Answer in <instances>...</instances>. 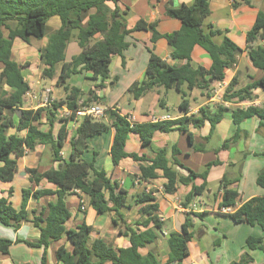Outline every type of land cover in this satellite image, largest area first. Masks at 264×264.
Wrapping results in <instances>:
<instances>
[{"label": "trees", "instance_id": "1", "mask_svg": "<svg viewBox=\"0 0 264 264\" xmlns=\"http://www.w3.org/2000/svg\"><path fill=\"white\" fill-rule=\"evenodd\" d=\"M113 3L112 9L108 3ZM120 0H0V182L11 183L18 171V159L24 157L27 150L34 151L38 146H44L51 152L52 163L62 162L59 169H50L41 173L38 169H28L31 182L38 187L42 181L57 187L56 190L38 188L35 191L25 189L22 193V205L16 210L9 197H0V224L18 231L23 223L30 221L28 204L32 199L37 201L46 197H55L38 217L32 222L40 230V237L34 242H24L29 247L43 249L41 264H48V249L52 242L66 239L72 249L61 247L56 257L62 264H160L153 253L144 257L139 250L154 243L158 232H162L163 222L157 216L160 209L154 192H143L133 197L134 203L140 205V212L148 219L142 225L143 232L131 230V247L115 249L103 239L91 242L93 228L83 224L77 229H69L67 224L72 214L67 206V197L71 195H86L90 198V206L99 215L118 213L127 207L128 192L124 191L118 182L112 181L104 169L96 167L95 158L91 161L84 159L89 149L90 140L96 136L107 134L114 129V141L111 156L115 166L124 159H132L139 165L138 182L152 183L163 178L164 192L176 194L180 186L192 187L185 198L184 205H189L196 197H203L208 192V177L214 167L221 166L219 158L206 164L202 172H196L183 165L177 158L180 150L174 147L172 156L167 148L152 149L156 133H187L189 142L194 146V137L188 131L189 126L201 129L210 123V136L214 134L216 126L223 120L226 112L232 113L233 121L238 130L234 136H240L239 126L250 119L257 118L260 129L264 130V107L250 106L228 108L225 104L251 102L256 99L253 91L264 89V78L254 81L247 87L236 90L238 79L234 78L224 92L221 104L213 111L210 106H204L197 115H190L189 93L201 90L208 100L214 96L213 85L226 80V71L235 68L243 50L231 40L227 34L211 26L206 31L205 21L211 15L210 0H194L193 5H181L169 8L168 16L178 19L183 29L172 34L161 35L157 24H148L140 20L133 28H128V11L119 7ZM58 17L61 27L48 35V22ZM264 29V12L258 16L256 25L247 37L248 44L255 42L260 36V29ZM146 31L152 33V46L149 48L150 60L144 80L133 84L129 92L135 100H140L147 93L156 88L165 90L175 89L181 96L179 106L184 116L177 120H164L153 123H134L129 115L121 114L120 110L108 108L106 120L97 121L89 117L79 118L77 110L91 102L101 104L96 96L88 101H82L80 89H70L67 86L73 76L91 73L94 79L106 81L110 77V66L115 56L125 59L124 53L129 49L127 38L134 32ZM264 37V33L262 34ZM48 38L47 45L39 50L42 68V79H57L58 86H63L67 92L66 99L55 101L47 107L25 109L26 98L31 92V86L23 73L27 66L13 59L14 42L22 40L31 44L33 39ZM166 39L173 48V57L186 61L182 66H173L158 57L153 46L160 39ZM221 39L219 43L217 40ZM77 41L81 53L66 62V51L72 41ZM198 45L208 52L213 60L210 69L202 66L194 68L191 64L192 51ZM248 56L257 69L264 72V45L252 46ZM62 66L60 73L58 67ZM92 93V92H91ZM65 106L72 114L65 119L57 137L53 127L58 121V111ZM159 107H166L165 99L161 98ZM21 112V115H19ZM168 115V114H167ZM46 119L51 130L43 131L41 126ZM78 122L75 132L69 136L68 123ZM131 135L139 137L143 149H149L150 155L128 153L126 144ZM210 136L205 138L210 140ZM231 140L224 142L227 147ZM69 143V144H68ZM69 145L70 153L63 158L61 153ZM198 152L203 149L197 147ZM220 151L217 150L216 154ZM263 155V154H255ZM179 169L185 171L181 172ZM197 180H202L200 186ZM257 184L264 189V169L260 172ZM232 182L224 176L220 182L215 200L219 201V208H233L235 211L227 217L236 224L259 226L263 237H251L247 245L251 249L264 252V195L255 197L237 207L239 193L229 188ZM79 191L81 194H79ZM202 217L203 215H198ZM154 228H149L150 223ZM116 224V221H114ZM194 227L187 218L181 233H171L168 239L170 263H183L189 256L188 245L193 239L189 230ZM13 241L0 237V252L10 254Z\"/></svg>", "mask_w": 264, "mask_h": 264}, {"label": "crops", "instance_id": "2", "mask_svg": "<svg viewBox=\"0 0 264 264\" xmlns=\"http://www.w3.org/2000/svg\"><path fill=\"white\" fill-rule=\"evenodd\" d=\"M194 0H120L119 7L128 11L127 26L133 28L137 22L143 20L148 24H157V30L161 35L172 34L183 29L180 20L168 16L169 8L180 7L181 5L191 6ZM114 9L113 3H108ZM211 15L205 21L204 29L211 26L219 29L227 34L239 48L243 50L239 57V62L233 69L226 71V80L223 83L213 85V98L208 100L201 90L191 92L190 115H197L199 110L204 106H210L215 111L220 105L224 92L234 78L238 79L235 89L239 90L247 87L254 81L264 78V72L257 69L252 64L248 52L252 46L264 45V29H260V36L252 44H248V33L258 25V16L260 12H264V0H210ZM61 27V20L58 17L52 18L48 22V35L57 31ZM152 33L146 31H137L132 33L128 38L130 43L129 49L124 53V57L115 56L110 66V77L106 81L94 79L91 73H83L89 82L87 89L84 84L74 83L73 79L69 80L67 86L70 89H80L82 92V101H88L96 96L100 99L101 105L105 108L117 107L121 114L129 115L134 123H153L157 122L155 118H161L167 114L172 120L180 119L184 113L180 112L179 107L176 113L172 112L169 105V91L164 88H156L155 90L144 95L140 100H135L134 96L129 92V88L138 82L144 80L146 70L150 60L149 48L152 46ZM34 41L40 43L33 47ZM219 43L221 39L217 40ZM24 43L20 39L14 42V50L17 44ZM48 43V38L42 40L31 41V44H25L23 50L31 47L34 51L35 61L27 63L23 73L26 80L31 86V91L35 92L39 97L37 100L26 98L25 109H38L50 105L41 102L44 90L52 91L51 98L55 101H63L70 92H67L63 86H58L57 79H42V68L39 57V50L44 48ZM154 53L173 66H182L186 61H180L173 57V48L168 44L167 40L162 38L153 46ZM81 53V48L77 41H72L66 51V62H71L73 57ZM27 59L22 57L19 59ZM14 59V57H13ZM28 60V59H27ZM20 63V61H18ZM191 64L194 68L204 67L210 69L213 60L206 50L196 45L192 51ZM62 66L58 67L60 73ZM90 76V77H89ZM30 78L36 79L39 91H34V84ZM92 92V93H91ZM256 99L243 103L225 104V107H240L247 109L250 106L264 107V89L258 88L253 91ZM165 97V98H164ZM165 99L166 107H159L160 99ZM181 104V102H180ZM179 104V106H180ZM67 108L63 106L58 111V121L53 127V133L57 137L59 130L64 124L61 119H65ZM44 125L41 126L43 131L51 130L46 119L43 120ZM226 124V126H224ZM78 122L68 123L69 136H72ZM259 119L254 118L243 122L239 128L240 136L234 141L238 126L234 124L232 113L226 112L223 120L216 126L213 135L210 136L211 125L209 122L201 129H196L192 125L188 127V131L194 137V146L189 142L187 133H156L153 139L152 149L157 150L167 148L172 156V150L177 147L180 154L177 155L178 160L186 167L196 172H202L209 162L219 158L222 162L221 166L214 167L208 177V192L206 193L209 202L205 203L204 196L196 197L189 205L185 206V198L190 194L192 187L180 186L176 194H166L164 192L165 179L160 178L152 183L138 182L139 165L132 159H124L118 166L114 165L111 148L114 141L115 131L107 134L96 136L90 140L89 149L84 154V159L91 161L96 157V167L104 169L112 181L118 182L124 191L128 192L127 207L120 209L118 213H109L99 215L90 206V198L86 195L79 197L71 195L67 197V206L72 214V218L68 222L69 229H77L79 226L86 224L93 228L91 233V242L96 239H103L112 244L115 249H127L131 247L130 233L143 232L146 230L142 224L147 221L148 217L141 214L140 205L134 203L133 197L143 192H154L160 209L157 213L159 219L163 222L162 232H158L159 238L152 244L141 248L139 252L146 257L153 253L160 264H264V252L259 249H251L247 245V240L251 237H263L262 229L259 226L248 224H236L228 215L219 212V201L215 200V192L210 189L213 182L227 176L228 181L232 182L230 189L239 193L237 207H240L247 201L255 197L264 195V189L257 184L260 172L264 169V156L255 155L264 153V130L259 128ZM217 133H222V143L218 149L209 150V142ZM210 136V140L205 138ZM231 140L227 147H223L224 142ZM92 141V142H91ZM94 142V145H93ZM244 143V144H243ZM69 144V143H68ZM197 147L203 149L198 152ZM220 152L216 154V151ZM128 153L142 155L143 153L150 155L149 149H143L138 136L131 135L126 144ZM70 153L69 145L66 146L61 153L63 158H67ZM212 154L211 158L206 157ZM247 156V157H246ZM104 157V160L102 159ZM62 162L52 163L51 152L44 146H38L36 150H27L24 157L18 159V171L15 179L11 183L0 182V197H9L16 210L21 209L22 193L25 189L38 188L56 190L57 187L42 181L39 187L31 182L28 169H38L44 173L50 169H59ZM181 172L185 171L179 169ZM202 180H197L196 185L200 186ZM46 199V200H45ZM81 199L84 201V209L81 205ZM48 200V201H47ZM55 197H46L40 201L32 199L28 204L30 212V221L23 223L22 227L14 230L16 238L10 240L13 244L10 247V254L4 255L0 252V264H41L43 249L29 247L26 243L37 241L40 237V230L34 225L32 220L38 217L43 209L50 202H55ZM16 201V203H15ZM43 201H47L43 204ZM204 202V206H200L197 212H190L189 208L194 202ZM198 215H203L199 217ZM189 218L194 227L189 231L193 233V239L189 243V256L183 263H170V250L168 239L171 233H181L186 219ZM116 221V224L114 223ZM0 224V232L4 229ZM149 228H154L151 222ZM10 236V234H9ZM1 237V236H0ZM4 238V237H2ZM65 246L69 250L72 249L70 243L63 239L58 242H52L48 249V264H62L58 262L56 253ZM14 247H20L24 252L20 255L19 261L11 259ZM23 254H27L30 259H25ZM24 258V259H23ZM40 260V261H39ZM34 262V263H33ZM112 264V263H107Z\"/></svg>", "mask_w": 264, "mask_h": 264}, {"label": "rangeland", "instance_id": "3", "mask_svg": "<svg viewBox=\"0 0 264 264\" xmlns=\"http://www.w3.org/2000/svg\"><path fill=\"white\" fill-rule=\"evenodd\" d=\"M39 43H40L39 41H34L33 47H35ZM23 46L25 47L24 43H21V45L17 44L15 46L13 57H14L15 61H17V62L20 61V64L26 66L27 63L30 64L31 62L35 61V57H34L35 54H34V51H31V49H32L31 47H27L28 48L27 50H23V48H22ZM22 57H26L28 60L25 58L19 59ZM72 79H73L74 83L78 82L79 84H84V87H85L84 89H87L89 82L86 78V75H84V76H80V75L73 76ZM30 81H31V83L34 84V86H33L34 91H39L40 86H38L37 80L30 78ZM46 83L50 84V81L46 80ZM190 94L191 93H189V97H190ZM189 97L187 99H189ZM168 99H169V105L172 109V112L176 113L178 111V107H179L180 102H182V98H181L180 94L175 89H172L169 91ZM224 126H226V124H224ZM221 143H222V133H220V134L217 133L212 138V140L209 142L208 148L210 151H212L214 149H218L220 147ZM93 145H94V142H93ZM206 157L211 158L212 154H209ZM102 159L104 160V157ZM218 187H219V182L216 181V182L212 183V185L210 186V189H212L214 192H217ZM47 201H43V204ZM204 201H205V203L209 202L207 195L204 196ZM15 203H16V201H15ZM1 226L4 229V232L3 231L0 232L1 237H4L6 239H12V238L15 239L16 238V236H13L14 230L12 228L6 227L4 225H1ZM9 234H10V236H9ZM22 252H24V251L22 249H20V247H14V249L12 251L11 259L14 261H19L18 259H20V257H21L20 255L22 254ZM25 255H27V254H23V256H25ZM24 258L30 259L27 256H25Z\"/></svg>", "mask_w": 264, "mask_h": 264}, {"label": "built area", "instance_id": "4", "mask_svg": "<svg viewBox=\"0 0 264 264\" xmlns=\"http://www.w3.org/2000/svg\"><path fill=\"white\" fill-rule=\"evenodd\" d=\"M51 94L52 91L50 89L44 90L43 94L41 95L42 100L41 102L47 105H51L55 102L54 99L51 98ZM28 97L34 100H37L39 97L37 96V94L35 92H30L28 94ZM113 109L115 110H119L117 107H113ZM107 110L108 108H105L103 105L97 103V102H91L89 103L87 106H84L82 108H80L79 110H77V112L75 113L77 117L79 118H83V117H89L92 118L94 120L97 121H101V120H106L107 117ZM72 114V111L67 110V114L66 117L70 116ZM155 120L157 121H164V120H172L171 116L166 115L164 117L161 118H155ZM79 194H81L79 191H77ZM82 196V195H81ZM84 201L83 199H81V205L82 208L84 209ZM204 202H194L191 204L189 211L190 212H197V210H199L200 206H204L203 205ZM235 211V209L233 208H219V212H221L222 214L225 215H229L232 214Z\"/></svg>", "mask_w": 264, "mask_h": 264}, {"label": "water", "instance_id": "5", "mask_svg": "<svg viewBox=\"0 0 264 264\" xmlns=\"http://www.w3.org/2000/svg\"><path fill=\"white\" fill-rule=\"evenodd\" d=\"M26 101V100H25ZM19 115H21V112H19Z\"/></svg>", "mask_w": 264, "mask_h": 264}]
</instances>
